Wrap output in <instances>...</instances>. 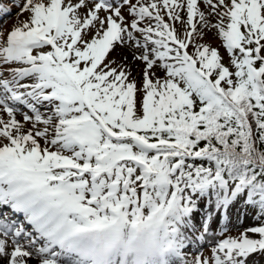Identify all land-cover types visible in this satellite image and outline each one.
<instances>
[{
    "label": "snow or ice",
    "instance_id": "obj_1",
    "mask_svg": "<svg viewBox=\"0 0 264 264\" xmlns=\"http://www.w3.org/2000/svg\"><path fill=\"white\" fill-rule=\"evenodd\" d=\"M17 6L0 264H264V0Z\"/></svg>",
    "mask_w": 264,
    "mask_h": 264
},
{
    "label": "rangeland",
    "instance_id": "obj_2",
    "mask_svg": "<svg viewBox=\"0 0 264 264\" xmlns=\"http://www.w3.org/2000/svg\"><path fill=\"white\" fill-rule=\"evenodd\" d=\"M22 3H23V0H10V2H7V4H5L8 9H11L10 16L4 21H0V26H2L5 30L11 28L13 26V24L17 21L18 13L20 12V8L17 5H20ZM26 17H27V14L25 13L23 16H20L19 18L20 19H26ZM214 42L218 45L217 40H214ZM133 73L135 75V73H136V69L135 68L133 69ZM137 79H139V77H137ZM249 222H250V220H244L243 221L244 224H247ZM210 247H211V245L209 244L208 248H205V249L201 250L204 255H208ZM191 251L195 252L196 251V247L193 246ZM190 258L191 257L189 256V259ZM173 259H175V258H173Z\"/></svg>",
    "mask_w": 264,
    "mask_h": 264
}]
</instances>
